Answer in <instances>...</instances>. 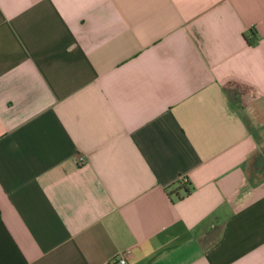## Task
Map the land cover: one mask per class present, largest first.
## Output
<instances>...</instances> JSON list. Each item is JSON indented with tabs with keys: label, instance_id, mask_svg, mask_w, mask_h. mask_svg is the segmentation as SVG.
<instances>
[{
	"label": "crops",
	"instance_id": "obj_1",
	"mask_svg": "<svg viewBox=\"0 0 264 264\" xmlns=\"http://www.w3.org/2000/svg\"><path fill=\"white\" fill-rule=\"evenodd\" d=\"M125 249L264 264V0H0V264Z\"/></svg>",
	"mask_w": 264,
	"mask_h": 264
},
{
	"label": "built area",
	"instance_id": "obj_2",
	"mask_svg": "<svg viewBox=\"0 0 264 264\" xmlns=\"http://www.w3.org/2000/svg\"><path fill=\"white\" fill-rule=\"evenodd\" d=\"M130 255V250H121L113 257L112 262L116 264H129L128 258Z\"/></svg>",
	"mask_w": 264,
	"mask_h": 264
},
{
	"label": "rangeland",
	"instance_id": "obj_3",
	"mask_svg": "<svg viewBox=\"0 0 264 264\" xmlns=\"http://www.w3.org/2000/svg\"><path fill=\"white\" fill-rule=\"evenodd\" d=\"M232 94V93H231ZM232 102L235 104V105H239L241 102H242V100H241V98H240V96L238 95H233L232 96Z\"/></svg>",
	"mask_w": 264,
	"mask_h": 264
},
{
	"label": "trees",
	"instance_id": "obj_4",
	"mask_svg": "<svg viewBox=\"0 0 264 264\" xmlns=\"http://www.w3.org/2000/svg\"><path fill=\"white\" fill-rule=\"evenodd\" d=\"M190 192V188L189 187H183V194L182 195H186ZM182 195H177V197H182Z\"/></svg>",
	"mask_w": 264,
	"mask_h": 264
}]
</instances>
